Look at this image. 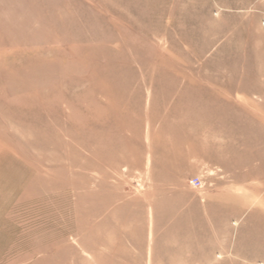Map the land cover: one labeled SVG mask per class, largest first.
Wrapping results in <instances>:
<instances>
[{
    "label": "rangeland",
    "instance_id": "374dc122",
    "mask_svg": "<svg viewBox=\"0 0 264 264\" xmlns=\"http://www.w3.org/2000/svg\"><path fill=\"white\" fill-rule=\"evenodd\" d=\"M0 264H264V0H0Z\"/></svg>",
    "mask_w": 264,
    "mask_h": 264
},
{
    "label": "built area",
    "instance_id": "2783aa9c",
    "mask_svg": "<svg viewBox=\"0 0 264 264\" xmlns=\"http://www.w3.org/2000/svg\"><path fill=\"white\" fill-rule=\"evenodd\" d=\"M190 184L198 187V186H200L201 182H200L199 178H195V179L191 180Z\"/></svg>",
    "mask_w": 264,
    "mask_h": 264
}]
</instances>
